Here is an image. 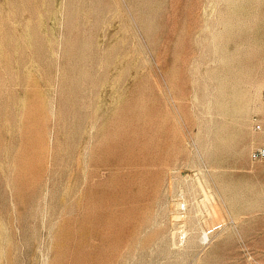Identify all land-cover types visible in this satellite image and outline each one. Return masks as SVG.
<instances>
[{
    "label": "rangeland",
    "instance_id": "rangeland-1",
    "mask_svg": "<svg viewBox=\"0 0 264 264\" xmlns=\"http://www.w3.org/2000/svg\"><path fill=\"white\" fill-rule=\"evenodd\" d=\"M260 147L264 0H0V264H264Z\"/></svg>",
    "mask_w": 264,
    "mask_h": 264
},
{
    "label": "bare ground",
    "instance_id": "bare-ground-1",
    "mask_svg": "<svg viewBox=\"0 0 264 264\" xmlns=\"http://www.w3.org/2000/svg\"><path fill=\"white\" fill-rule=\"evenodd\" d=\"M254 138H255V137H254ZM196 182H198V181H196ZM199 182H200V181H199ZM199 184H201L200 186L202 187L203 190H206L205 187L203 186V184H202L201 182H200ZM199 184H198V185H199ZM200 190H201V189H200ZM206 192H207V191H206ZM208 194H209V193H208ZM211 194H212V193H210V195H211ZM193 196H194V195H193ZM212 196H213V195H212ZM212 196H211V197H212ZM208 197H209V196H208ZM214 197H215V196H214ZM191 199H192V198H191ZM203 199H204V197H203ZM213 199H214V198L212 197L211 200H213ZM194 200H195V198H194ZM213 201H214V200H213ZM198 202H199V200H198ZM187 203H188V202H187ZM199 203H200V202H199ZM181 204H182V202H181V203L179 202V207H181ZM184 204H185V205H184V206H185L184 208L186 209V203L184 202ZM209 205H210V204H209ZM211 206H212V205H211ZM207 207H208V206H207ZM200 208H201V207H200ZM211 208H214V206L211 207ZM198 209H199V208H198ZM208 209H210V208L208 207ZM208 209H207V210H208ZM214 209H215V208H214ZM202 210H203V209H202ZM215 210H216V209H215ZM203 211H204V210H203ZM212 211H214V210H212ZM191 212H193V211H191ZM208 212H209V210H208ZM208 212H207V213H208ZM185 214H186V213H185ZM190 214H191V213H190ZM190 214H188V216H189ZM197 214H198V213H197ZM197 214H196V215H197ZM209 214H210V213H209ZM215 214H217V213H214V212H213V216H215ZM191 216H192V214H191ZM183 217L185 218V215H180V216L177 215V218H182V219H183ZM196 218H197V217H196ZM185 220H186V219H185ZM187 220H188V218H187ZM205 221H206V220H205ZM192 223H193V222H192ZM208 223H209V221H208ZM195 224H196V223H195ZM184 227H185V226H184ZM190 228H191V227H190ZM187 230H188V229H187ZM187 230H186V229H182V231H181V234L183 235V236H182V239H183L184 237L186 238ZM191 230H192V229H191ZM204 231H206V233L204 234L203 239H208V233H207V230H204ZM182 241H183V240H182ZM184 241H185V240H184ZM204 241H205V240H204Z\"/></svg>",
    "mask_w": 264,
    "mask_h": 264
},
{
    "label": "built area",
    "instance_id": "built-area-1",
    "mask_svg": "<svg viewBox=\"0 0 264 264\" xmlns=\"http://www.w3.org/2000/svg\"><path fill=\"white\" fill-rule=\"evenodd\" d=\"M253 158H262L264 157V147H260L252 152Z\"/></svg>",
    "mask_w": 264,
    "mask_h": 264
}]
</instances>
